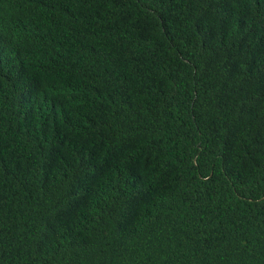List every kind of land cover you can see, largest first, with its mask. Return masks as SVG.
I'll return each instance as SVG.
<instances>
[{"label": "trees", "instance_id": "1", "mask_svg": "<svg viewBox=\"0 0 264 264\" xmlns=\"http://www.w3.org/2000/svg\"><path fill=\"white\" fill-rule=\"evenodd\" d=\"M0 264H264V0H0Z\"/></svg>", "mask_w": 264, "mask_h": 264}]
</instances>
